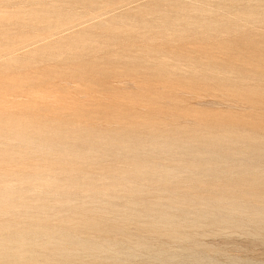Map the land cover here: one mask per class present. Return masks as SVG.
I'll return each mask as SVG.
<instances>
[{
    "label": "rangeland",
    "instance_id": "374dc122",
    "mask_svg": "<svg viewBox=\"0 0 264 264\" xmlns=\"http://www.w3.org/2000/svg\"><path fill=\"white\" fill-rule=\"evenodd\" d=\"M21 124L37 127V136L51 131L50 125L57 127L53 135L64 132L62 144L82 157V172L97 183L119 184L126 198L114 201L118 206L141 180L147 190L136 196L153 209L158 204L178 213L172 196H187L192 200L181 208L189 217L207 210L205 188L218 187L216 179L264 177V155L249 154L264 152V0H0V193L15 189V179L34 168L60 172L69 164L51 148L26 149ZM222 131L255 140L248 147L239 144L246 155H212L210 168L167 176L174 194L147 173L135 172L136 163L175 168L203 163L194 155L205 150L199 136ZM115 134L147 146L111 149L106 141ZM161 136L190 139L195 146L170 156L154 140ZM90 192L84 186L75 199L85 202ZM22 197L35 204L17 210L23 224L32 211L51 215L52 223L76 212L54 191L44 201L34 202L29 192ZM103 205L87 202L113 225L119 223L94 238L105 248L95 251L93 260L86 254L82 261L66 264H264V227L249 222L246 212L237 224L201 218L187 241L148 231L145 221H126ZM11 216L12 210L1 211L0 223ZM144 242L149 246L140 247ZM49 246L38 244L37 253L49 254ZM158 247L172 262L155 258ZM13 260L9 256L6 262Z\"/></svg>",
    "mask_w": 264,
    "mask_h": 264
},
{
    "label": "bare ground",
    "instance_id": "6f19581e",
    "mask_svg": "<svg viewBox=\"0 0 264 264\" xmlns=\"http://www.w3.org/2000/svg\"><path fill=\"white\" fill-rule=\"evenodd\" d=\"M29 90H31L30 87ZM26 92L29 91L26 90ZM28 94L30 95V93ZM50 95L51 94H48V97ZM31 99L33 98H30V100ZM35 100L36 99H34V101ZM55 102H57V100H55ZM1 104L3 105V103ZM32 105L34 107V104ZM43 108H41V110ZM147 124L143 123L142 125ZM21 126L19 128V132L24 133L27 136L23 143V146L26 149L33 150L36 148L37 150H41L45 147L51 148L57 155H59L60 158L63 159V161H65V163L69 164L59 168L58 170H60V172L51 169L42 170L34 168V171H32L30 175L23 174L22 176L15 179L19 183L15 189L5 190L0 193V198L3 199L2 205L0 204V213L1 211L2 213H8L11 210L13 211V216H11L12 219L2 221L0 223V264H66L69 261L75 260L80 262L84 259V255L86 254L91 260H93V253L105 248V244L103 245L94 238L99 237L102 234L104 235L110 233L112 226H117L119 223L117 225H113L111 219L103 217L100 213H96L93 208L91 209V207L87 206V202L102 203L104 204L102 207L103 209H106L114 214L121 213L123 215V219L126 221H145L147 230L153 233H159L171 237H181L183 240L187 241H189L195 234L194 228L201 225V218H208L213 224H237L240 221L239 216L245 214L246 212L249 222L257 224L259 229L264 227V196H262L263 194L261 195V193L264 192V177H257L249 180H243L242 177L225 178V180H221L219 178L216 179V181L219 182L218 187L215 185V188L212 184L213 186H206L205 188L208 193L203 199L205 202L204 204L207 206V210L190 213L193 215V217H189V214L182 211L183 209L181 208L185 202L192 200L188 199L187 196H172L175 199V202L172 204V208L179 211L178 213L172 212L170 209H162L158 204L152 205L155 207V209L150 207L151 205L148 206L145 198L136 196L143 190H147V187L141 184V180L140 184L135 185L130 190L132 195L127 198V204L125 203L123 205L121 204V206H118V202L116 203L114 201L126 198L121 195L119 184L114 181L97 183L94 181L91 175H88L86 172H82V157H80L78 153H75L74 150H66L62 144L66 138L64 132L57 135L54 133V136L53 132L57 130V127L55 125H50L49 127L52 130L48 131L44 136H41L44 133H41V135L38 134V137L37 127H24L23 124H21ZM16 131L17 129L15 132ZM199 137L201 138V146H203L205 150L203 152H194V155L201 156L202 160L204 161L203 163H193L194 165L192 166L181 165L176 168L160 166L154 167V165L150 162L136 163L135 172H142L144 174L147 173L155 182L162 184L161 188L164 191L174 194L176 187H174L172 180L166 179L167 176L175 175V177H182L188 172H193L191 170L198 167H200V169L210 168L207 161L210 160L209 157H212V155L225 156L229 158L234 156H243L244 154L246 155V150L241 151L238 146L240 143H242L245 144V147H248L251 145V141L254 139V137L242 132H240V134L237 136H233L223 133V131L218 133H209ZM107 139L106 145L111 149H118L120 146H122V144L126 145L129 149L147 146L146 144H142L140 141L137 142L129 138H122L116 134L115 136H110ZM85 140L87 139L85 138ZM154 140L158 143V146L161 147L162 152L165 151L164 153L170 156H176V154H180L177 153L178 149L192 151L191 148L195 146V143L190 142V139L182 140L179 138V136H161L157 138L155 137ZM218 149H222V151H218ZM7 154L8 156H12L11 152L9 151ZM249 154L258 156L260 154L264 155V152H250ZM71 158H73L75 161L72 160L71 162ZM74 171H76V173H74ZM239 183L247 184L246 187L243 188ZM84 186L89 187L91 194L86 197L88 198L87 201H77L75 197L78 194H81ZM261 186L262 189L259 188ZM51 191L56 192L59 198L63 199L64 203H73V209L76 210V212H74L70 217L59 218L58 220H55L57 221L56 223H52L51 215L48 216L45 214L44 216H37V213L32 211L28 215H25L28 217V221L24 224L21 223L23 219L20 221L21 213H19L17 210L24 208L25 211H28L35 208V204L23 201L22 195L25 192H29L33 201L37 202L44 201V197ZM105 197L110 199L106 200ZM198 203H200V201ZM258 204L260 206H258ZM48 205L49 208L52 209L50 204ZM127 205L130 206L128 207ZM226 208H228L229 211L223 214L222 210ZM76 227L82 228L81 234L74 233ZM185 228L187 229L185 230ZM40 235L46 236V238L43 241H40ZM38 244L50 245L49 247L51 248V252L47 255L37 253ZM148 246L149 243L147 242H144L140 245V247ZM128 252L133 253V249L130 248ZM153 252L156 255L155 258L163 262H172L173 260L171 256L166 254V251L163 247H158ZM9 256L14 257V260L11 262H6V259ZM190 256V260L194 262L197 261V257L194 254H190Z\"/></svg>",
    "mask_w": 264,
    "mask_h": 264
}]
</instances>
